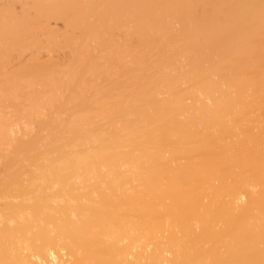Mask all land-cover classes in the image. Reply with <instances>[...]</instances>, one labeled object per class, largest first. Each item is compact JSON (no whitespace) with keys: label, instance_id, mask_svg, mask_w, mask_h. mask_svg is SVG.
Wrapping results in <instances>:
<instances>
[{"label":"bare ground","instance_id":"obj_1","mask_svg":"<svg viewBox=\"0 0 264 264\" xmlns=\"http://www.w3.org/2000/svg\"><path fill=\"white\" fill-rule=\"evenodd\" d=\"M10 1L0 264H264V0Z\"/></svg>","mask_w":264,"mask_h":264},{"label":"rangeland","instance_id":"obj_2","mask_svg":"<svg viewBox=\"0 0 264 264\" xmlns=\"http://www.w3.org/2000/svg\"><path fill=\"white\" fill-rule=\"evenodd\" d=\"M3 1V0H2ZM10 1V0H9ZM11 2V1H10ZM1 3V2H0ZM1 4H9V2H8V0H6V2L5 3H1ZM2 16H4V14H0V18H3ZM5 16H7L6 18H8V16L9 15H5ZM10 17V16H9ZM5 18V17H4ZM1 170H3V168L1 167V169H0V174H1V172H6V171H1ZM3 174V173H2ZM5 174V173H4Z\"/></svg>","mask_w":264,"mask_h":264}]
</instances>
